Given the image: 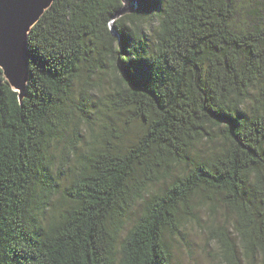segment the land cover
<instances>
[{"label": "trees", "instance_id": "16d2710c", "mask_svg": "<svg viewBox=\"0 0 264 264\" xmlns=\"http://www.w3.org/2000/svg\"><path fill=\"white\" fill-rule=\"evenodd\" d=\"M120 6L54 0L21 103L0 69V264H172L198 197L225 264H264V0H137L115 37Z\"/></svg>", "mask_w": 264, "mask_h": 264}, {"label": "rangeland", "instance_id": "374dc122", "mask_svg": "<svg viewBox=\"0 0 264 264\" xmlns=\"http://www.w3.org/2000/svg\"><path fill=\"white\" fill-rule=\"evenodd\" d=\"M95 81H100V86L97 88H101L103 93L107 92L109 87L114 86L113 75L109 72L96 78ZM74 89L75 97L78 98V87ZM99 94L97 89L93 90L90 93L91 100L96 101ZM137 130L138 126L132 125L127 130V137L131 138ZM64 173L68 176L66 170ZM54 204L55 211L62 205L58 198L55 199ZM193 207L192 216L184 218L178 233L170 237L172 264H225L223 249L216 238V233L221 230L225 231L234 241L237 249V237L232 228L234 216L228 213L217 200L210 203L198 197L194 200ZM139 208L140 203H137L126 218L121 236L116 243V249H118L123 234L130 227V222L137 216Z\"/></svg>", "mask_w": 264, "mask_h": 264}, {"label": "water", "instance_id": "95a60500", "mask_svg": "<svg viewBox=\"0 0 264 264\" xmlns=\"http://www.w3.org/2000/svg\"><path fill=\"white\" fill-rule=\"evenodd\" d=\"M54 0H0V69L17 94L18 101L27 95L29 80L28 34ZM121 6L109 18L108 29L118 37L115 21L132 13L137 0H120Z\"/></svg>", "mask_w": 264, "mask_h": 264}]
</instances>
